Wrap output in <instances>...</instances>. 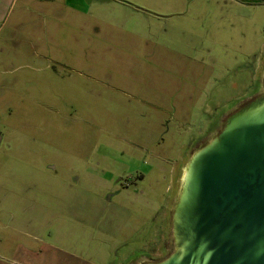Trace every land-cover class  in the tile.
Wrapping results in <instances>:
<instances>
[{"label": "rangeland", "instance_id": "374dc122", "mask_svg": "<svg viewBox=\"0 0 264 264\" xmlns=\"http://www.w3.org/2000/svg\"><path fill=\"white\" fill-rule=\"evenodd\" d=\"M32 1L0 22V263L165 257L191 152L262 91L264 0Z\"/></svg>", "mask_w": 264, "mask_h": 264}, {"label": "water", "instance_id": "95a60500", "mask_svg": "<svg viewBox=\"0 0 264 264\" xmlns=\"http://www.w3.org/2000/svg\"><path fill=\"white\" fill-rule=\"evenodd\" d=\"M169 231L167 255L136 264H264V76L191 155Z\"/></svg>", "mask_w": 264, "mask_h": 264}, {"label": "crops", "instance_id": "0c3cea01", "mask_svg": "<svg viewBox=\"0 0 264 264\" xmlns=\"http://www.w3.org/2000/svg\"><path fill=\"white\" fill-rule=\"evenodd\" d=\"M11 1H12V3H11ZM14 2H15V0H0V22L1 21H3V20H5L6 18H7V16H8V13L10 12V10H11V6L14 4ZM31 2H33L32 0H31ZM11 3V4H10ZM41 3V2H40ZM65 4L67 5L68 4V0H66L65 1ZM10 8V9H9ZM213 134V133H212ZM211 135V133L207 136V137H209ZM206 139V138H205ZM204 139V140H205ZM203 142V141H202ZM202 142H200L197 146H196V148L198 147V146H200V144L202 143ZM195 148V149H196ZM195 149L191 152V155L193 154V152L195 151ZM191 155H190V157H191ZM189 157V158H190ZM186 165V164H185ZM185 165L183 166V169H184V167H185ZM182 173H183V170L182 171H180V177H179V181H180V178H181V176H182ZM138 177H141L142 179H144V175H140V176H138ZM165 222V221H164ZM166 224V227L165 228H163V232H164V235H165V237H166V235H167V244H168V242H169V224H170V218H169V220L165 223ZM156 232L159 234V237L156 235V239H162V235H161V233H162V228H160V229H157L156 228ZM167 248H168V246L167 247H165V250H167ZM143 257H147V256H143ZM142 257V258H143ZM74 259V261H76V262H72V264H80V261H79V258H77V257H74L73 258ZM141 259V258H140ZM153 259V258H152ZM0 264H5V263H0ZM11 264V263H10ZM16 264H19V263H16ZM21 264V263H20Z\"/></svg>", "mask_w": 264, "mask_h": 264}, {"label": "flooded vegetation", "instance_id": "af4514ba", "mask_svg": "<svg viewBox=\"0 0 264 264\" xmlns=\"http://www.w3.org/2000/svg\"><path fill=\"white\" fill-rule=\"evenodd\" d=\"M1 142H2V141L0 140V144H1ZM169 234H170V231H169ZM165 251H166V250H165Z\"/></svg>", "mask_w": 264, "mask_h": 264}]
</instances>
